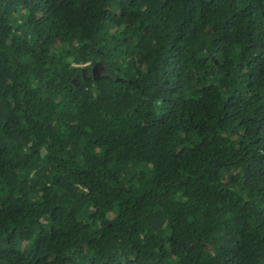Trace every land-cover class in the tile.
I'll return each mask as SVG.
<instances>
[{"label":"trees","instance_id":"16d2710c","mask_svg":"<svg viewBox=\"0 0 264 264\" xmlns=\"http://www.w3.org/2000/svg\"><path fill=\"white\" fill-rule=\"evenodd\" d=\"M0 264H264V0H0Z\"/></svg>","mask_w":264,"mask_h":264},{"label":"water","instance_id":"95a60500","mask_svg":"<svg viewBox=\"0 0 264 264\" xmlns=\"http://www.w3.org/2000/svg\"><path fill=\"white\" fill-rule=\"evenodd\" d=\"M73 83H75V81Z\"/></svg>","mask_w":264,"mask_h":264}]
</instances>
